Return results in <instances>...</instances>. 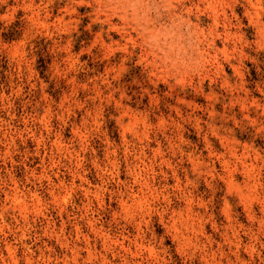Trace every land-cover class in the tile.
<instances>
[{
	"label": "rangeland",
	"instance_id": "obj_1",
	"mask_svg": "<svg viewBox=\"0 0 264 264\" xmlns=\"http://www.w3.org/2000/svg\"><path fill=\"white\" fill-rule=\"evenodd\" d=\"M0 264H264V0H0Z\"/></svg>",
	"mask_w": 264,
	"mask_h": 264
}]
</instances>
